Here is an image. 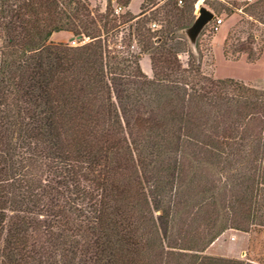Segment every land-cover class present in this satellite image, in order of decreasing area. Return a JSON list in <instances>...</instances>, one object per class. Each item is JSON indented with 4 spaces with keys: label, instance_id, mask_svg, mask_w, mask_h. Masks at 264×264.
Here are the masks:
<instances>
[{
    "label": "trees",
    "instance_id": "1",
    "mask_svg": "<svg viewBox=\"0 0 264 264\" xmlns=\"http://www.w3.org/2000/svg\"><path fill=\"white\" fill-rule=\"evenodd\" d=\"M161 1L0 0V264H256L205 250L264 226V89L205 72L181 33L200 0ZM242 12L223 52L253 61L264 0ZM125 23L138 52L109 46Z\"/></svg>",
    "mask_w": 264,
    "mask_h": 264
},
{
    "label": "rangeland",
    "instance_id": "2",
    "mask_svg": "<svg viewBox=\"0 0 264 264\" xmlns=\"http://www.w3.org/2000/svg\"><path fill=\"white\" fill-rule=\"evenodd\" d=\"M139 1L140 0H134L133 9L137 10L139 8ZM246 1L252 0H226L224 3L227 5L229 4L228 6H232L233 3H236V6H234L235 11L229 15L226 14L225 11L222 12L220 16L222 23L219 24V32L214 38H212L213 33L209 31V26H206L200 35L198 42L200 43V48L204 54L203 68L205 72L215 78H233L244 82L248 86L264 89V50L259 58L253 61L248 60L245 53H237L233 49L230 51L237 55V58L235 59H232L231 56H225L223 52V40L226 35L234 30L241 20L247 18L242 12ZM87 2L89 8L93 11L92 13L96 12V10L101 13L105 12L106 0H87ZM164 2L165 0H162L160 4H163ZM200 4H203V0L195 3L194 11L196 5ZM118 5L119 4L116 2H112V7ZM157 23L159 24V28L162 25H165V21L158 20ZM128 25L129 24L127 23L124 25L121 24L119 29L120 31L118 30L114 36H109L108 43L110 48L127 50L128 47L126 45L131 42L134 44V48H130L134 52L139 51V47L135 43L134 36L130 37ZM256 33L258 34V37L256 43L253 45L254 48L259 47L264 39V35L261 30H256ZM240 36L241 40L246 39L245 33H241ZM84 39L80 40L75 37L73 38L72 34L67 32H57L51 37V40L54 42H65L72 46L82 44ZM72 41H76V43L72 44ZM179 58L182 65L186 67L188 55L186 53H181ZM141 59L142 58H140V60ZM144 66H147L146 61ZM152 74L153 73L151 71L147 75L151 77ZM205 254L215 257L237 258L253 261L256 264H264V226L258 225L252 227L249 232L227 229L206 248Z\"/></svg>",
    "mask_w": 264,
    "mask_h": 264
},
{
    "label": "water",
    "instance_id": "3",
    "mask_svg": "<svg viewBox=\"0 0 264 264\" xmlns=\"http://www.w3.org/2000/svg\"><path fill=\"white\" fill-rule=\"evenodd\" d=\"M194 13L192 22L183 27L181 32L186 36L190 47L196 51L200 35L206 26L215 19V14L204 4L196 5Z\"/></svg>",
    "mask_w": 264,
    "mask_h": 264
},
{
    "label": "crops",
    "instance_id": "4",
    "mask_svg": "<svg viewBox=\"0 0 264 264\" xmlns=\"http://www.w3.org/2000/svg\"><path fill=\"white\" fill-rule=\"evenodd\" d=\"M141 1H142V0L139 1V7H140V4H141ZM133 2H134V0H131V2H130V4L128 5L127 9H128L130 12H132L133 14H137V13L139 12V8H138L137 10L133 9ZM221 23H222V21H221ZM219 28H220V26L218 27V29H217L216 33L214 34L213 38H214L215 35L219 32ZM223 34H224V33H223ZM224 37H225V36H224ZM212 43H213V40H212ZM140 58H142V59L140 60V64L142 65V68H143L144 72H145L146 74H149V73L152 71V70H151V64H150L149 56L146 55V54H142V56H141ZM145 61H146V63H147V66H146V67L144 66Z\"/></svg>",
    "mask_w": 264,
    "mask_h": 264
},
{
    "label": "built area",
    "instance_id": "5",
    "mask_svg": "<svg viewBox=\"0 0 264 264\" xmlns=\"http://www.w3.org/2000/svg\"><path fill=\"white\" fill-rule=\"evenodd\" d=\"M114 12L116 14H121L125 12V7H123L122 5H118V6H114ZM216 24H220L221 23V19L218 18L215 20ZM151 27V29L155 30L157 28H159V24L157 23V21H153L150 23L149 25ZM88 40V38H85L82 43H85ZM76 41H72V44H75ZM131 48H134V44L131 45Z\"/></svg>",
    "mask_w": 264,
    "mask_h": 264
}]
</instances>
